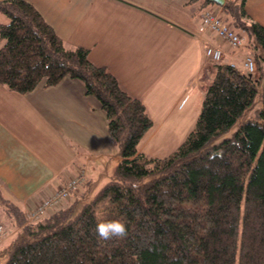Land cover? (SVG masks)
Segmentation results:
<instances>
[{
	"label": "trees",
	"instance_id": "obj_1",
	"mask_svg": "<svg viewBox=\"0 0 264 264\" xmlns=\"http://www.w3.org/2000/svg\"><path fill=\"white\" fill-rule=\"evenodd\" d=\"M245 1L222 7L245 32L259 76L216 62L193 129L168 155L148 156L139 152L154 124L145 103L88 47L67 45L31 2L0 0L9 20L0 23V82L27 92L79 79L121 155L97 193L36 221L0 194L16 222L0 264H264V25L246 18ZM109 220L124 222L127 236L99 239L97 223Z\"/></svg>",
	"mask_w": 264,
	"mask_h": 264
},
{
	"label": "crops",
	"instance_id": "obj_2",
	"mask_svg": "<svg viewBox=\"0 0 264 264\" xmlns=\"http://www.w3.org/2000/svg\"><path fill=\"white\" fill-rule=\"evenodd\" d=\"M27 1L67 45L88 47L94 63L107 66L123 89L145 103L154 121L139 145L145 154L152 128L196 121L216 72L205 56V41L223 48L225 62L242 67L245 48L236 53L210 31L200 38L201 14L190 6L193 0ZM244 7L249 21L264 25V0H246ZM6 17L1 14L0 23ZM120 159L106 112L79 79L66 76L27 92L0 82V194L25 214L82 166L88 180L75 198L94 195L93 183L111 178Z\"/></svg>",
	"mask_w": 264,
	"mask_h": 264
},
{
	"label": "built area",
	"instance_id": "obj_3",
	"mask_svg": "<svg viewBox=\"0 0 264 264\" xmlns=\"http://www.w3.org/2000/svg\"><path fill=\"white\" fill-rule=\"evenodd\" d=\"M200 14L202 20V25L199 30L200 38L205 39L204 34L207 31H210L228 43L234 52H242L246 44V38L241 31L237 30L232 23L227 20L222 7L214 10L209 6H205L201 9ZM204 53L207 59L212 62L224 63L225 61V52L223 48L215 42L205 41ZM242 63V68H244L245 72L255 77L258 67L253 55L244 54ZM230 64L239 67L235 62H230ZM87 180V168L82 166L79 168L77 174L66 184L60 186L50 197L41 200L28 211V221L39 219L49 208L58 204L62 199L78 190V188H80L82 184H85ZM8 232V229L0 218V244L7 237Z\"/></svg>",
	"mask_w": 264,
	"mask_h": 264
},
{
	"label": "rangeland",
	"instance_id": "obj_4",
	"mask_svg": "<svg viewBox=\"0 0 264 264\" xmlns=\"http://www.w3.org/2000/svg\"><path fill=\"white\" fill-rule=\"evenodd\" d=\"M189 2L191 3L190 6L193 7V9L199 15L200 14V11H201V9L203 7L202 6L203 0H193V1H189ZM209 7L213 8L214 10H217V9H219L220 5L219 4H216V3H210L209 4ZM1 14H3V13L0 12V15ZM6 19L8 20L7 17H6ZM227 19L229 21L231 20L229 16H227ZM243 34H245V33L243 32ZM245 51H246L245 53H247V54H251V55L254 54L253 53V50L251 48H246L245 47ZM238 63H240V65H243V63H242L241 60H239ZM257 67H258V71L255 74L256 77H258L259 74H260L258 63H257ZM243 69H241V70L244 71ZM261 84H262V81H261ZM261 84L259 85V87H261ZM261 106H262L261 92H259V94L257 95V99H256V107H255V109L256 108H259ZM254 110H252L248 114V116L252 115ZM195 122L196 121L194 120V121H192V122H190L188 124H183V125H181L178 128L176 127L175 129H173V128L172 129L165 128V126L164 127L157 128V129L155 127L152 128V130L154 132L153 135L150 137V139L148 141H146V143H144V150H145L146 154L148 156H150V155H153V156H155V155H159V156L168 155L169 153H171L187 137L188 132H189V129H193V127L195 125ZM170 134L171 135L173 134L172 137H168V135H170ZM110 179H111L110 176H108L106 178L100 179L98 182L93 183L94 184V187H97V190L96 191H99ZM85 184H82L81 186H83ZM81 189L82 188H78V190H76L75 192H73L69 196L65 197L64 199H66V198H72V199H74L75 196H77L82 191ZM64 199H62L58 204H56V205L52 206L51 208H49L47 210V212L44 213V215L47 214V213H49V211H51L56 206L63 205L64 204ZM8 209L11 210L12 208L11 207H8V205L0 197V218L5 222L8 231H11V232H8L7 237L0 244V248H1V246L3 244H5L11 238V236L16 231V228H14L15 226H12L11 225V222L12 223H16L15 220H13V218L9 217L8 214L6 213V211ZM44 215H42V216H44ZM25 217H26V221H28L27 214H25ZM36 220H38V219H36ZM36 220H34V221H36ZM28 222H32V221H28Z\"/></svg>",
	"mask_w": 264,
	"mask_h": 264
},
{
	"label": "clouds",
	"instance_id": "obj_5",
	"mask_svg": "<svg viewBox=\"0 0 264 264\" xmlns=\"http://www.w3.org/2000/svg\"><path fill=\"white\" fill-rule=\"evenodd\" d=\"M95 233L101 240L124 238L127 236V228L125 223L120 220L102 221L97 223Z\"/></svg>",
	"mask_w": 264,
	"mask_h": 264
},
{
	"label": "water",
	"instance_id": "obj_6",
	"mask_svg": "<svg viewBox=\"0 0 264 264\" xmlns=\"http://www.w3.org/2000/svg\"><path fill=\"white\" fill-rule=\"evenodd\" d=\"M210 2H213V3H217V4H220V5H224L226 0H209Z\"/></svg>",
	"mask_w": 264,
	"mask_h": 264
}]
</instances>
